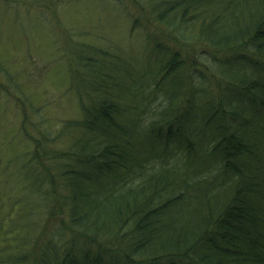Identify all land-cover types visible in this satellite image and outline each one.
Masks as SVG:
<instances>
[{
  "label": "trees",
  "instance_id": "1",
  "mask_svg": "<svg viewBox=\"0 0 264 264\" xmlns=\"http://www.w3.org/2000/svg\"><path fill=\"white\" fill-rule=\"evenodd\" d=\"M110 1L142 41L68 44L80 116L48 131L16 101L0 264H264V0Z\"/></svg>",
  "mask_w": 264,
  "mask_h": 264
},
{
  "label": "rangeland",
  "instance_id": "2",
  "mask_svg": "<svg viewBox=\"0 0 264 264\" xmlns=\"http://www.w3.org/2000/svg\"><path fill=\"white\" fill-rule=\"evenodd\" d=\"M42 2L20 1L21 6L0 11V183L6 185L2 181H9L8 191L1 198L9 195L14 184L12 172L15 167L11 160L17 153L25 154L29 147L19 130L24 114L16 101H27L28 118L40 120L41 128L58 129L62 119L81 114L76 95L70 90L68 56L64 51L68 44L88 43L103 47L119 44L133 48L142 41L138 30L132 34L129 20L134 14L128 17L129 10L124 13L110 0H62L53 6L54 14L49 7L36 6ZM8 87L10 93L7 95L1 89L6 91ZM3 189L1 185L0 192ZM5 205L2 208L7 211L11 205L7 209ZM24 206L25 203H21L19 208ZM11 212L4 225L3 239L11 235L7 233L11 224H16ZM22 217L17 218L22 224L33 220L32 216L24 220ZM27 232L28 235L36 233L26 228L15 235L20 239Z\"/></svg>",
  "mask_w": 264,
  "mask_h": 264
}]
</instances>
